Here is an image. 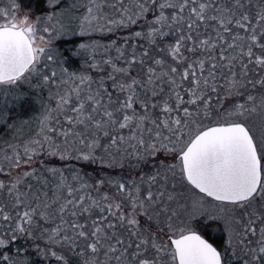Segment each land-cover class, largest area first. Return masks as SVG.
<instances>
[{
  "label": "snow or ice",
  "instance_id": "1",
  "mask_svg": "<svg viewBox=\"0 0 264 264\" xmlns=\"http://www.w3.org/2000/svg\"><path fill=\"white\" fill-rule=\"evenodd\" d=\"M0 264H264V0H0Z\"/></svg>",
  "mask_w": 264,
  "mask_h": 264
}]
</instances>
